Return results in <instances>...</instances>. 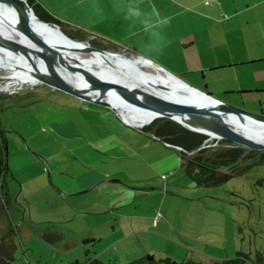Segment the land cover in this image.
<instances>
[{
	"label": "rangeland",
	"instance_id": "rangeland-1",
	"mask_svg": "<svg viewBox=\"0 0 264 264\" xmlns=\"http://www.w3.org/2000/svg\"><path fill=\"white\" fill-rule=\"evenodd\" d=\"M158 4L174 17L159 25L154 38L135 53L220 101L239 107L240 100L260 99L261 104L244 107L264 115V92L243 89L251 88L253 76L264 72V62L239 64L264 56V0H224L223 5L221 0H158ZM106 50L138 56L129 49ZM10 80L0 69V87ZM0 126L8 167V217L0 221V264H72L86 254L104 264H125L146 253L175 262L227 263L232 258L236 264H264L263 163L247 160L241 164L244 171L224 183L189 188L176 147L150 131L126 125L105 106L36 81L0 90ZM88 164L112 178L151 177L158 182L155 190L138 192L134 202L129 196L123 208L136 209L141 226L152 218L157 224L150 229L153 233L141 231L116 243L90 241L83 248L73 245L74 240L67 238L73 224L55 222L50 208L55 200L47 203L46 197L56 194L55 183L62 180L72 184L66 189L81 190L75 181ZM80 195L86 193L75 197ZM7 224L11 231L5 236ZM45 227L66 236L47 241Z\"/></svg>",
	"mask_w": 264,
	"mask_h": 264
},
{
	"label": "water",
	"instance_id": "water-1",
	"mask_svg": "<svg viewBox=\"0 0 264 264\" xmlns=\"http://www.w3.org/2000/svg\"><path fill=\"white\" fill-rule=\"evenodd\" d=\"M29 15L41 25L31 21ZM0 24L5 28L0 34V54L11 61V55L19 58L23 64L13 61L15 65L24 68L39 84L105 106L123 123L141 132L149 133L145 125L129 123L122 115L139 114L149 118L148 124L157 118H167L187 130L206 135L205 141L225 139L264 151L262 113L220 101L140 55L137 57L168 73L189 94L169 90L159 80L132 77V57L92 45L88 40L70 38L58 25L36 16L25 0H0ZM81 55L87 58L81 59ZM114 55L119 56L117 62L111 59ZM150 85L158 86L162 93L150 94L146 89ZM238 164L220 170L229 172Z\"/></svg>",
	"mask_w": 264,
	"mask_h": 264
},
{
	"label": "crops",
	"instance_id": "crops-1",
	"mask_svg": "<svg viewBox=\"0 0 264 264\" xmlns=\"http://www.w3.org/2000/svg\"><path fill=\"white\" fill-rule=\"evenodd\" d=\"M34 1L47 13L59 20L67 29L83 35L84 39L95 38L96 42L107 48L129 49L134 54H136V50L141 51L142 45L149 43L154 38V35L158 33L159 25L166 24L171 17H174L167 14L165 5L161 11L158 0ZM223 2L224 0H221V5H223ZM260 62H264V56L249 58L246 61L242 60L239 64H247L250 67ZM256 70L258 71V68ZM263 73L259 72L254 76L252 73L251 88L243 89L252 90L248 91L251 94L264 92ZM233 93L239 94V92ZM240 101L243 107L244 105L251 107L255 104H261L260 99ZM70 148L72 149V147ZM176 150L181 165L179 150ZM168 161L166 160V162ZM98 162L101 161L98 160ZM170 164H174L173 159L170 160ZM112 177L113 175L109 172H101L95 168H90L88 164L87 169L77 178L78 181H75L76 185L77 183L80 185L77 189L81 190L66 189L65 186L71 183L62 180L60 183H55L56 194L46 197L47 203L50 200L52 201L53 198L55 200L53 206L50 207L54 209L55 222H71L73 224L69 228L73 231V234L67 238L74 240V246L83 248L90 241L104 239L111 240L113 243L125 238L131 240L129 237L133 238L141 231L147 230V233H153L150 229H156L157 224L153 223L151 217L147 225L141 226L136 222L137 217L140 216L136 209L127 211L123 208L127 204L129 196L132 199L129 201L134 202V199L138 197V192L153 190L154 185L158 182L151 177L129 181ZM187 186L195 188L199 185L190 180ZM85 193V196L75 197ZM11 211L13 212V209L10 207V214ZM6 217H8L7 214L0 211V221L4 222ZM167 228L169 230V227ZM9 229L7 224L4 232L5 236L9 235ZM64 236L66 235L53 229L44 228V237L47 241L55 243ZM85 250L86 248H84V253ZM77 259L76 262L83 264L94 258H88V254H86L85 258L81 255ZM230 261H233L232 258L227 263L232 264Z\"/></svg>",
	"mask_w": 264,
	"mask_h": 264
},
{
	"label": "trees",
	"instance_id": "trees-1",
	"mask_svg": "<svg viewBox=\"0 0 264 264\" xmlns=\"http://www.w3.org/2000/svg\"><path fill=\"white\" fill-rule=\"evenodd\" d=\"M32 8L34 14L50 24H56L60 29L70 38L83 40L84 36L79 32H74L67 29L59 20L55 19L44 9H42L34 0H25ZM92 45H96L103 49H108L103 44L96 42L95 38L89 39ZM117 49V48H115ZM123 49V48H120ZM125 50V49H123ZM129 51V50H127ZM131 52V51H129ZM133 53V52H131ZM163 124L157 127L155 123L159 121L156 119L153 123L146 126L145 129L150 131L153 136L161 138V140L169 145L178 146L181 148L179 154L181 157V166L185 174L191 181L197 185L216 186L226 182L235 174L243 172L245 168L241 164L250 161L253 163L264 164V151L243 147L237 145L229 140H210L205 141L207 136L201 133L193 132L185 129L178 123L170 120L159 118ZM4 130L0 126V211L6 213L8 203V190L5 183V175L7 173L6 161V138ZM215 145H219L215 148ZM238 162V166L229 172L220 170ZM11 231V230H9ZM232 264L234 261H230ZM72 264H79L75 262ZM83 264H104L98 260L89 259ZM125 264H208L201 261L191 259L175 262L170 258L155 259L151 254H145L142 257L134 258ZM211 264H227L226 262H214Z\"/></svg>",
	"mask_w": 264,
	"mask_h": 264
},
{
	"label": "bare ground",
	"instance_id": "bare-ground-1",
	"mask_svg": "<svg viewBox=\"0 0 264 264\" xmlns=\"http://www.w3.org/2000/svg\"><path fill=\"white\" fill-rule=\"evenodd\" d=\"M29 18L31 21H33L36 24L41 25L34 16L29 15ZM50 29H48L49 32ZM1 31H5L4 26H2L0 24V34L2 33ZM54 32L57 30H53ZM12 61L10 59H5V57L3 55L0 54V69H5L6 70V75L9 76L10 81H8L0 90H10L12 88L13 84H22V83H27L30 81H36L35 78H33L24 68H22L21 66L15 65L14 62L23 64V62L17 58L15 55H11ZM81 59H85L87 58L86 56H82L80 57ZM119 58V56H112V60L117 62V59ZM14 61V62H13ZM133 67L134 70L131 69V73L130 75H133L132 77H137L140 79H149L151 81H161L164 84L169 86V90H174L177 93L180 94H184V95H188L189 93L186 91H183L184 89H182L180 87V84H178V82H176V80L170 76L168 73H164L163 71H161L159 69L158 66H156L155 64L143 59V58H139V57H134L133 56ZM145 68H148L150 70H146ZM151 69L154 70V72H151ZM5 73V72H4ZM142 74L145 75L144 78H142ZM146 89L149 91L150 94H160L162 93V91L160 90V88H158V86H154V85H150V88ZM157 90V91H155ZM181 90V91H180ZM123 118L128 121L129 123H133L136 125H141L144 126L146 124H148L149 122V118H143L142 116H140L139 114H126V115H122ZM118 117V116H117ZM190 126L193 127V124H190ZM201 130H205V129H201Z\"/></svg>",
	"mask_w": 264,
	"mask_h": 264
},
{
	"label": "flooded vegetation",
	"instance_id": "flooded-vegetation-1",
	"mask_svg": "<svg viewBox=\"0 0 264 264\" xmlns=\"http://www.w3.org/2000/svg\"><path fill=\"white\" fill-rule=\"evenodd\" d=\"M95 46H96V45H95ZM233 105H235V104H233ZM239 107L244 108V107H242V106H239ZM244 109H246V108H244ZM255 113H259V112H255ZM162 124H163L162 121H160V122H156V123H155V125H156L157 127L162 126Z\"/></svg>",
	"mask_w": 264,
	"mask_h": 264
},
{
	"label": "clouds",
	"instance_id": "clouds-1",
	"mask_svg": "<svg viewBox=\"0 0 264 264\" xmlns=\"http://www.w3.org/2000/svg\"><path fill=\"white\" fill-rule=\"evenodd\" d=\"M178 149V148H177ZM178 150H181V148H179Z\"/></svg>",
	"mask_w": 264,
	"mask_h": 264
},
{
	"label": "built area",
	"instance_id": "built-area-1",
	"mask_svg": "<svg viewBox=\"0 0 264 264\" xmlns=\"http://www.w3.org/2000/svg\"><path fill=\"white\" fill-rule=\"evenodd\" d=\"M179 149V148H178Z\"/></svg>",
	"mask_w": 264,
	"mask_h": 264
}]
</instances>
